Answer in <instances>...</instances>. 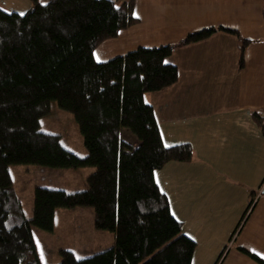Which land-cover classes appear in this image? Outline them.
<instances>
[{
    "label": "trees",
    "instance_id": "trees-1",
    "mask_svg": "<svg viewBox=\"0 0 264 264\" xmlns=\"http://www.w3.org/2000/svg\"><path fill=\"white\" fill-rule=\"evenodd\" d=\"M30 2L23 14L0 7V264H42L32 227L52 231L56 209L75 206H93L95 226L114 232L116 241L82 258L62 249L59 264H192L197 243L183 233L155 172L170 161H191L194 149L164 143L145 95L177 82V66L166 61L175 47L218 30L239 32L205 27L175 44L139 46L98 61L102 42L138 22L134 0ZM248 42L242 39L240 67ZM53 100L74 114L85 157L64 147L59 134L41 130ZM254 116L264 132L263 118ZM124 127L137 141L122 136ZM12 164L95 170L82 190L37 186L28 219Z\"/></svg>",
    "mask_w": 264,
    "mask_h": 264
},
{
    "label": "crops",
    "instance_id": "crops-1",
    "mask_svg": "<svg viewBox=\"0 0 264 264\" xmlns=\"http://www.w3.org/2000/svg\"><path fill=\"white\" fill-rule=\"evenodd\" d=\"M134 1L138 22L102 42L98 61L175 44L205 27L239 32L218 30L175 47L166 61L177 66V82L145 100L164 143L194 149L191 161H170L155 172L183 233L197 243L192 264H263L250 253L264 260V132L254 116L264 122V0Z\"/></svg>",
    "mask_w": 264,
    "mask_h": 264
},
{
    "label": "rangeland",
    "instance_id": "rangeland-1",
    "mask_svg": "<svg viewBox=\"0 0 264 264\" xmlns=\"http://www.w3.org/2000/svg\"><path fill=\"white\" fill-rule=\"evenodd\" d=\"M0 7L9 12L16 11L22 14L30 8L22 0H0ZM41 130L59 134L63 146L77 155L85 157L88 154L74 114L60 108L55 100L51 102L50 112L41 119ZM129 135L136 140L137 137L124 127L122 136L131 139ZM94 170L93 166L77 168H55L39 164L10 166L14 190L21 199L28 219L33 217L34 190L37 186L64 189L69 192L82 190L88 187L87 176ZM95 218L96 212L93 206L59 207L55 211L52 231L33 226L42 264H59L62 260L60 252L62 249L72 250L77 257L82 258L114 244L116 241L114 232L97 228Z\"/></svg>",
    "mask_w": 264,
    "mask_h": 264
},
{
    "label": "built area",
    "instance_id": "built-area-1",
    "mask_svg": "<svg viewBox=\"0 0 264 264\" xmlns=\"http://www.w3.org/2000/svg\"><path fill=\"white\" fill-rule=\"evenodd\" d=\"M260 191H261V192L264 191V181H263V183H262V185H261Z\"/></svg>",
    "mask_w": 264,
    "mask_h": 264
},
{
    "label": "snow or ice",
    "instance_id": "snow-or-ice-1",
    "mask_svg": "<svg viewBox=\"0 0 264 264\" xmlns=\"http://www.w3.org/2000/svg\"><path fill=\"white\" fill-rule=\"evenodd\" d=\"M45 2H46V0H45Z\"/></svg>",
    "mask_w": 264,
    "mask_h": 264
}]
</instances>
